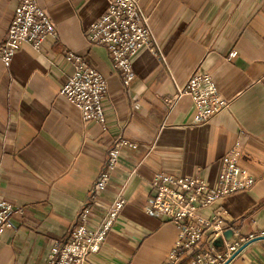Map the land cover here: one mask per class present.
Masks as SVG:
<instances>
[{
    "label": "crops",
    "instance_id": "0c3cea01",
    "mask_svg": "<svg viewBox=\"0 0 264 264\" xmlns=\"http://www.w3.org/2000/svg\"><path fill=\"white\" fill-rule=\"evenodd\" d=\"M19 2L0 0V42ZM38 2L55 22V36L40 50L22 43L8 64L0 59V188L23 207L12 216L15 229L1 238L0 264H45L53 241L67 239L79 223L122 137L137 147L122 150L89 227L99 224L123 188L126 204L86 264H164L179 229L146 211L155 174L200 176L214 188L222 158L236 146L256 184L222 200L225 224L241 229L236 238L264 236V0H141L161 53L140 50L128 85L107 47L90 40L107 0ZM68 50L107 79L105 123L86 122L60 94L73 73ZM195 72L211 75L229 101L202 124L195 123L190 96L175 98ZM228 264H264V239Z\"/></svg>",
    "mask_w": 264,
    "mask_h": 264
},
{
    "label": "built area",
    "instance_id": "2783aa9c",
    "mask_svg": "<svg viewBox=\"0 0 264 264\" xmlns=\"http://www.w3.org/2000/svg\"><path fill=\"white\" fill-rule=\"evenodd\" d=\"M105 13L90 27V40L107 47L111 59L120 70L126 85L134 79L133 59L143 48H161L143 12L141 0H107ZM56 34V24L38 0H20L16 15L3 41L0 42V59L8 64L22 43H30L40 50L49 37ZM235 52L230 56H235ZM65 59L73 67V73L60 89V94L75 104L86 122H106L105 100L108 94L107 79L92 67L85 56L72 50ZM188 95L196 108V124L211 121L226 109L229 101L220 93L214 78L195 72L188 82L179 87L176 99ZM168 99V102H174ZM125 147L136 148L137 143L119 138L108 153L104 170L99 175L89 201L83 205L80 221L65 240H54L45 264H86L89 257L98 253L109 231L126 204L124 188L107 208L104 218L94 228L93 207L106 190L112 171L119 165L120 154ZM238 146L229 151L221 161L216 187L200 176H177L164 171L152 179L150 201L146 211L173 222L179 229L167 261L164 264H226L248 241L234 227L228 240L225 232L227 211L221 205L224 198L241 191L252 190L256 178L240 162ZM23 207L6 199L0 188V241L4 233L15 229L13 214ZM224 239L222 248L215 241Z\"/></svg>",
    "mask_w": 264,
    "mask_h": 264
},
{
    "label": "water",
    "instance_id": "95a60500",
    "mask_svg": "<svg viewBox=\"0 0 264 264\" xmlns=\"http://www.w3.org/2000/svg\"><path fill=\"white\" fill-rule=\"evenodd\" d=\"M232 235H233V230H227L226 232H225V237H226V239H230L231 237H232ZM261 239H264V236H258V237H255L254 239H252V240H250V241H248L247 243H245L240 249H239V251H237L234 255H233V257L226 263V264H228V263H230L231 262V260L232 259H234L247 245H249L250 243H252V242H254V241H256V240H261ZM215 246L217 247V248H222L223 247V245H224V239L223 238H219V239H217L216 241H215Z\"/></svg>",
    "mask_w": 264,
    "mask_h": 264
}]
</instances>
